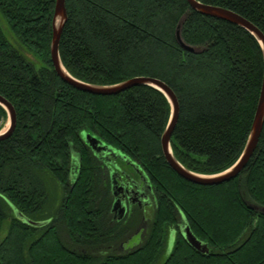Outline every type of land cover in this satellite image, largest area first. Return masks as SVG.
Here are the masks:
<instances>
[{
    "label": "trees",
    "instance_id": "1",
    "mask_svg": "<svg viewBox=\"0 0 264 264\" xmlns=\"http://www.w3.org/2000/svg\"><path fill=\"white\" fill-rule=\"evenodd\" d=\"M198 1L229 9L264 33V0ZM56 3L0 0V95L16 111L13 135L0 141V233L7 227L0 264H264V216L248 207L264 206V125L239 177L217 186L186 181L162 152L172 108L161 91L135 87L97 96L58 77L51 61ZM65 6L59 52L71 76L102 86L162 80L180 106L171 139L176 159L202 175L239 160L264 79L253 34L194 11L187 0H65ZM179 26L195 52L178 42ZM8 124L0 105V132ZM85 133L135 162L155 191L150 234L133 250L115 251L136 221L112 222L109 173ZM15 210L45 224L29 225ZM180 218L207 252L179 233L167 254L169 231Z\"/></svg>",
    "mask_w": 264,
    "mask_h": 264
},
{
    "label": "water",
    "instance_id": "2",
    "mask_svg": "<svg viewBox=\"0 0 264 264\" xmlns=\"http://www.w3.org/2000/svg\"><path fill=\"white\" fill-rule=\"evenodd\" d=\"M187 1L190 7L194 11H197L206 16H210L230 22L232 24L243 27L244 29L249 31L251 34L255 36V38L260 43L264 57V33L253 23H251L246 18L242 17L241 15L229 9L213 6V5H207L199 2L198 0H187ZM61 17L63 18L62 23L58 27L57 23ZM66 21H67V9L65 6V0H57L54 20H53V40L51 44V61L53 63L55 72L59 78H61L64 82L68 83L69 85H71L72 87H74L79 91L97 96H115L135 87H152L158 89L167 97L172 108L171 118L163 134L162 143H161L162 152L168 165L181 178L185 179L188 182L200 186H217L230 182L236 179L237 177H239V175L243 172V170L246 168L249 161L253 157L262 134L263 125H264V79H263L261 95H260L257 111L255 114V118L253 121V125L251 128V132L249 134V138L245 146V149L239 160L232 167H230L229 169L225 170L222 173L216 175L198 174L184 167L176 159V157L172 152L171 139L175 132L180 116L179 101L174 91L162 80L156 78H150V77H136L115 85H106V86L88 84L77 80L67 72L60 58V52H59L60 41ZM177 40L186 50L190 52L196 51L195 48L187 46L183 42L181 37V26H179L177 30ZM0 105L8 112L9 115V124L7 129L0 132V141H2L10 138L16 129V111L13 105L1 95H0ZM83 138L85 143L96 153L109 152L113 154H118L120 156L123 155L117 150H114L110 146H107L106 144L102 143L97 136H93L91 134L85 133L83 134ZM73 169H74L73 175L76 176V162H74ZM112 181H113L112 188L114 191V195L116 196V199L112 207V212H116L119 210L118 212L120 214V218H123L125 214V208L122 207V203L119 197H117V194L115 193V181L113 178ZM248 207L249 209L256 211L260 213V215L264 216V206H260L257 204H248ZM15 214L19 219L24 220L29 225L39 227L45 224L43 222H39V223L33 222L25 218L17 210H15ZM182 232L184 233L186 240L192 247H194L199 251H203V252L208 251L207 244H204L200 240H198L193 235L188 225H186L183 228Z\"/></svg>",
    "mask_w": 264,
    "mask_h": 264
},
{
    "label": "flooded vegetation",
    "instance_id": "3",
    "mask_svg": "<svg viewBox=\"0 0 264 264\" xmlns=\"http://www.w3.org/2000/svg\"><path fill=\"white\" fill-rule=\"evenodd\" d=\"M97 155L104 162V167L109 173L112 193V222L124 226L136 221L127 239L118 244L115 249L119 252L133 250L142 245L148 237V234H150L156 209L155 191L147 175L135 162L130 160L126 161L122 156L109 152H100ZM112 178L115 181V193L119 197L122 207L125 208L123 218H120L119 210L112 212V207L116 199L112 188ZM182 223L183 219L180 218L179 228L173 227L169 231L167 254L171 252L178 234H183ZM110 249L113 248L110 247Z\"/></svg>",
    "mask_w": 264,
    "mask_h": 264
},
{
    "label": "rangeland",
    "instance_id": "4",
    "mask_svg": "<svg viewBox=\"0 0 264 264\" xmlns=\"http://www.w3.org/2000/svg\"><path fill=\"white\" fill-rule=\"evenodd\" d=\"M2 20V24L4 25V27H5V29H6V31L8 32V35H9V37H10V40H12V41H14V38L12 37V35L9 33V31H8V28H7V26H6V23L4 22V20L3 19H1ZM8 127V126H7ZM5 129H7V128H5ZM4 129V130H5ZM123 158H125V160L126 161H128L129 160V158L128 157H126L125 155H121ZM185 224H186V221L183 219V223H182V228H184V226H185ZM183 230V229H182ZM6 233H7V227H5L4 228V230H2V232L0 233V242L4 239V237L6 236ZM183 235V237L185 238V236H184V233L182 234ZM185 240H186V238H185ZM187 241V240H186ZM188 242V241H187ZM168 243H169V237H168ZM167 243V244H168ZM194 248V247H193ZM115 251H117V252H119L117 249H115ZM52 261H53V259H52ZM43 262H45V260H43ZM49 262V261H48ZM162 262V261H161ZM161 262L159 263V264H161ZM51 263V262H50Z\"/></svg>",
    "mask_w": 264,
    "mask_h": 264
},
{
    "label": "bare ground",
    "instance_id": "5",
    "mask_svg": "<svg viewBox=\"0 0 264 264\" xmlns=\"http://www.w3.org/2000/svg\"><path fill=\"white\" fill-rule=\"evenodd\" d=\"M62 17L58 20V23H57V26L59 27L60 25H61V23H62Z\"/></svg>",
    "mask_w": 264,
    "mask_h": 264
}]
</instances>
